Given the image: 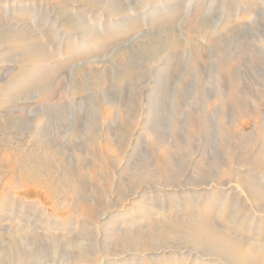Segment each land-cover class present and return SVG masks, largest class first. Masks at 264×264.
Here are the masks:
<instances>
[{
    "label": "rangeland",
    "instance_id": "1",
    "mask_svg": "<svg viewBox=\"0 0 264 264\" xmlns=\"http://www.w3.org/2000/svg\"><path fill=\"white\" fill-rule=\"evenodd\" d=\"M117 1L119 7L122 8L121 12L123 11L124 14L119 13V15L115 14L116 12L113 13L112 11L109 12L108 10H104L103 12V10H101L99 7L97 8V6H95V3L92 4L90 0H0V23L2 26H6V28L0 27V31L2 32L0 33L2 35H8L6 34L7 32L11 34L13 33L16 34V36L19 35L20 38L23 36L22 40L25 39L23 41H27L26 43L29 45L24 47V42L21 44L9 43L10 41H5L2 43L4 39L2 42H0V253L2 250V254H0V256L3 257V259H7V257L10 256L12 251L11 249H14L11 248V246H13V241L11 238L13 237L22 240L25 239L27 241H33L37 248H40L41 244H43V246L48 244L49 247L51 246V242L57 240L59 242V246L56 245L53 248L49 247L48 249H41V253L39 255V258H43V260H53L55 258L54 261L56 263H59L61 258L67 257L69 252L74 251L75 246L69 245V242H72L75 245L78 244L77 246L82 250L80 252L81 256L83 258L86 256L85 260L87 262L92 260L93 255L96 254L100 249L99 252L101 251L103 254L111 255L110 257L105 256L108 259V263L106 264H224V261L222 262L221 259L215 258L212 254H210V251H202L203 253L200 254L196 252V250L190 249L193 248V243L192 241L190 242L189 238L184 239L183 237L176 236L174 234L173 236L166 235L163 237V235L157 234H161L162 229H166L171 232L173 231L174 233H176V231L183 232L188 229H193L191 227L196 228V226L201 225L199 223H197L198 225H194L195 221L201 222L203 220H206L208 221L207 223L212 224L211 226L213 227L214 231L221 230L226 233L228 232V234L239 240L241 239V241L250 244L252 243V245H256L257 248L262 247L264 245V243H262V239L264 240V213H259L253 209H250V204L248 201H246L245 196L239 193L241 190L237 191L235 189L234 193H228L225 188L223 189L221 187L214 186L205 188L181 187L182 190L176 187L168 188L170 191L168 189L167 191L165 189L163 191L162 187H156L147 190L144 194L145 196L143 195V199L147 200L146 202L148 206H150V208L148 207V212L142 209L136 201H133L136 204H133V202H131L132 205L126 204L125 208L112 209L113 205L107 203V195L105 192H101L98 197L93 196V192L98 187L100 181L103 182V188L104 185H107V182H105L107 177L103 176L100 181L92 182L91 179H88L85 175L81 177L80 173L77 172V177H79L88 186L86 193L89 195V197L82 198L83 201L89 204V202H93L95 199H102V205L100 208L98 207L99 209L97 216L99 217L101 214H104L110 209L115 211L114 214H112L114 217H112V225L114 226L108 228L111 230H106L102 227L95 226L96 220L94 219L86 220L83 218H78L76 212L72 211L73 209L70 207V194L65 197L66 202L63 200L62 196L58 197L56 200V197H54V199L52 198L51 192L46 191L48 194H50L48 195L45 190L31 185L29 186V189L26 190L27 192H19L18 198L11 195L10 189L14 186H17L18 181L15 179L16 176H20L21 178V174L26 170L24 166H20V164L17 165L16 161L19 160V162H21V160H25L23 158V154H25V150L29 148V143H31V145L33 144L32 147L35 146L34 140H32V135L36 133V127L34 128V126L37 125L39 120L38 118L41 114L44 115L47 113H55L54 109H49V107L45 105L47 104V98L53 95L55 92L61 93L64 109L60 110V115L65 120H63L64 122L60 120L61 123L64 124V127L62 128L63 133L61 135V142L64 147H67L70 134L74 129L77 128L75 123L76 121L79 122L80 119L82 120L84 125L80 128L83 129L85 134H87V129H84L85 127H90L91 125L97 123L98 119L96 118L97 116H95V112L93 110H95L99 104V99L96 100L98 97V90L96 88L104 84L103 69L108 70V73L106 72L107 82H110L109 86L112 89L110 90L113 100H116V102H114L115 113L113 117V122L115 121L113 127L116 128L113 130L112 127V137L116 139L115 143L119 145V138L115 136L118 134L121 127L123 129L126 127L125 124L127 123L126 121L123 122L121 116L122 110L126 113L131 112L130 99H133V93L136 88L135 86V88L132 87L133 83L129 88V78L132 73V71H130V67L134 68V73L139 74L143 69L145 70L147 65V68H150V64L153 65L152 61L151 63L149 62V64L146 63L148 58L145 56V46H147L149 43L148 41L155 43L157 40H163L164 42L168 40L170 42V38L176 40V47L174 48L176 58L175 67L177 68V71L171 78V81L169 82L170 84L168 85V108L166 109V115L164 117L165 129H169L168 126H170V122H173L175 104L176 100L178 99L177 87L181 83L180 81L183 80V77H187L185 89L187 88L186 91L190 95L186 96L182 94L183 96H181V101L185 100L186 97L190 98L192 95H194L192 93L195 89L194 87L196 86V74H194V71L191 69L190 65L193 63L190 56V44H193L196 46V48H199L200 52H204L206 64L205 84L206 86L208 85V96L211 97L212 104L215 108V114L213 113L210 117V124L213 125L215 131L211 141L209 155V159L211 161V172L224 162L223 154L219 152L218 142L216 141L215 134L217 130V123L220 119L221 104L219 99L215 97L217 92L215 90H217V86L213 84V80L210 78L213 73V60L216 56V52L218 51V43L225 41L226 38L222 39V36L229 31L227 35H232V38H230V44L228 45L227 49H233L239 39L244 38L248 43V47H251V50H249L253 51L252 54L254 56L256 55L255 57L260 62H262L260 55L254 52L253 47L250 44L252 41H254L253 34L255 33V24L258 21H261V23L264 21V0ZM160 1L162 2L160 3ZM252 6L254 8H252ZM98 9H100L101 12H98L100 11ZM128 12H132L133 14L130 13L132 15H129ZM99 13H101V15ZM134 13L136 15H134ZM105 17L108 18L106 19ZM122 25L124 26L122 27ZM9 26L16 27V29L11 31L9 30L11 29ZM17 27L19 30H17ZM191 28L195 29L193 30ZM262 28H264V25L256 26V32L262 31ZM26 30H28V33L33 37V41L30 42L27 34L25 35ZM190 35L194 39L191 40L192 37ZM87 36L89 38H87ZM97 40H99V42H103V45H100L99 43L95 44L98 42ZM31 44L35 45L32 47ZM170 45L172 44L170 43ZM25 48H28L29 50ZM121 53L125 54V57H123L125 60L119 58ZM128 58H130V60L132 58L133 60L130 61ZM120 60L121 63L119 62ZM189 60L191 61L190 64ZM124 63L127 64L123 66L122 64ZM119 64L121 65L119 66ZM128 64L130 66H128ZM135 64L137 67H135ZM117 65L122 69L117 67ZM47 66L51 67V69L55 71H59L60 79H47V70L45 69ZM251 66L254 70H259V74L262 76L264 71L263 67H258L253 63ZM152 67L154 68L152 71L153 75L156 70H159L160 64H154ZM188 69H190V71ZM188 71L191 72V75ZM120 72L121 74H119ZM85 77L87 78L85 79ZM92 81L95 82L93 83ZM159 84L160 82L157 83V86H159ZM188 86H191L192 88ZM93 91H96V95ZM126 91L128 92V96ZM136 100L139 101L138 96H136ZM258 104V106L255 104V107L257 106L256 108L259 109L260 115L264 117V109L260 103ZM77 113H80L81 115ZM82 113L84 114L83 116ZM88 113L94 114H90L88 121H86L84 118L88 115ZM75 115L80 118L78 119L77 116L75 118ZM115 116L117 117L115 118ZM129 117L131 118L132 115H129L128 119H130ZM223 118H225V122H227L226 125L227 127L230 126L229 129L231 130L233 127L232 125H234L232 124L233 122L230 121L231 118ZM194 119L196 120V124L201 120L194 117L191 121L192 123ZM39 121L42 123L45 122L41 118ZM185 121L188 120L185 119ZM245 121L246 122L243 126H238L239 131L237 132L243 137H249L252 139L253 135L257 134L254 121L249 118H246ZM52 123L53 120L50 119L46 125L48 127H52ZM119 123L121 124L119 125ZM53 127L56 128V124ZM167 129L165 130L166 137L169 141H171V131L170 129ZM121 131L123 132V130ZM64 134L66 139L63 137ZM66 134H68V136ZM150 141V137H146L141 150L142 156L148 158L149 160H151L148 151ZM85 142V138L80 139V144L83 146V148H85ZM35 157L39 158L38 156ZM177 157L178 156H176V160L180 163L175 166V169L179 172L185 168V165L181 163V160ZM72 161H74L73 158ZM12 167H14L15 178L10 176L9 170ZM235 167H237V165H235ZM129 172L133 173L132 169H129ZM262 172L264 173V171H259V169L255 170L254 168L253 171L249 173V176L251 174L250 177L256 180L260 186L264 187V174ZM24 173L27 174L26 172ZM36 175L39 176L40 179L50 180L48 177L53 174L49 173L48 175L46 172H39L36 173ZM254 176L259 178L256 179L257 177L254 178ZM89 183L91 184L92 189L90 188L91 186L89 187ZM219 188L220 191L218 193L217 190H219ZM185 189L186 191H184ZM98 190H101V187H98ZM222 192L225 194L221 196ZM216 194L220 195L219 197L217 196V199L220 202L216 201ZM64 195H66V193ZM87 199L90 201H86ZM241 199L244 202H241ZM38 201H40L42 205L39 206ZM217 203L220 204L218 205ZM67 209L69 210L68 212ZM54 213H57L56 216L58 218L54 217ZM145 213L150 215L147 216V219H143V216H146ZM69 214L71 215V218L66 219L69 217ZM166 214H172L173 216L171 218L169 217L167 222L162 221L163 216ZM124 215H126V217ZM255 216L259 219L255 218ZM174 217H179L177 222H175L176 218ZM131 218L135 222L132 223ZM180 220L181 222H179ZM148 221L149 223L147 224L146 222ZM18 227H24L28 233H23L21 230V233H17L19 231ZM153 227L154 229H152ZM156 229H158L157 233ZM29 230L34 231V235H31V231ZM150 230L153 232H150ZM123 231L125 232L126 236ZM114 234L116 236H114ZM152 234L153 236L151 237L150 235ZM121 235H124L126 238H124V236L121 238ZM134 235H137L138 240L136 242H138L137 245L139 244V248L135 251L129 252L125 245L127 246V243L131 238H135ZM224 236L225 240L220 239L221 242L227 243L232 241V237L228 235ZM142 240L143 242H141ZM60 242L62 243L60 244ZM24 244L25 243H23V246L26 250L28 244ZM240 245L241 244H239L238 247L236 246L238 252L242 255H247L248 248L243 244L241 245L242 247ZM104 246L107 248L106 250ZM108 247H110V250ZM3 254L5 255L3 256ZM254 258L255 261H253V264H264V253L261 252L260 254L256 252V256ZM0 262V264H3L1 260ZM4 262H6V260H4Z\"/></svg>",
    "mask_w": 264,
    "mask_h": 264
},
{
    "label": "bare ground",
    "instance_id": "2",
    "mask_svg": "<svg viewBox=\"0 0 264 264\" xmlns=\"http://www.w3.org/2000/svg\"><path fill=\"white\" fill-rule=\"evenodd\" d=\"M90 2L92 4L95 3L96 4L95 6H97V8L99 7L101 10H103V12L104 10H108L109 12L110 11H112L113 13L116 12L115 14H119V13L124 14L123 11L121 12L122 8L119 7L117 0H90ZM161 2L162 1H160V3ZM252 8L254 7L252 6ZM101 10L98 12H101ZM130 13L129 15L133 14V13L132 14ZM99 14L101 15V13ZM134 15L136 14L134 13ZM105 18L107 19L108 17H105ZM255 25L256 26L264 25V21H262V23L261 21H258ZM11 26H9L11 28L9 30L12 31L13 29L14 30L16 29V27H11ZM123 26L124 25H122V27ZM256 26L254 27L255 33L253 34L254 41H252L250 45L253 47L254 52L260 55V59L262 60V62H260L255 57L256 55L254 56L252 54L253 51H250L251 47L250 48L248 47V43L246 42L244 38L239 39V41L236 43L233 49L231 50L227 49L228 45L230 44V38H232V35H227L229 31L222 36L223 37L222 39L226 38L227 40L225 39V41H222L221 43H218L217 45L218 51L216 52V56L214 57V60H213V73L210 78H212L213 84L217 86V90H215L217 91L215 97L219 99V102L221 104L220 119L218 118L219 122L217 123V130L215 134H216V141L218 142L219 152L223 154L224 162L221 165L217 166L215 170H212L211 172L210 170L211 161L209 159L211 141L213 139V134L215 132L213 125L210 124V117L214 113L215 108H214V105L212 104L211 97L208 96L209 94V91L207 88L208 85L206 86L205 84V65L206 64H205L204 52L203 51L200 52V49L196 48V46H194L193 44H190L191 45L190 56H191V60L193 63H191V61L189 60V64L191 63L190 64L191 69L194 71V74H196V86L194 85L195 89L192 93L194 95H192L190 98L186 97V96H189L190 94L187 93L186 91L187 88L185 89L187 77L185 78L183 77V80L180 81L181 83L178 85V87L176 86L177 91H178V99H177L178 101L176 100L173 122H170L169 124L170 126H168L171 131V133L170 132L169 133L171 135L170 139L172 142L169 141L166 137L165 130L167 128L165 129L164 117L166 115V109L168 108L167 107V95L169 92L168 85L170 84L169 82L171 81V78L177 71V68L175 67L176 58H175V48H174L176 47V40L173 38H170V42L168 40H166V42H164L163 40L161 41L157 40L155 41V43H151V41H148L149 43L147 44V46H145L146 47L145 56L148 58L146 63L149 64V62L151 63L152 61L153 65L160 64L159 70H156L153 73V75H152V71L154 70V68L152 67L153 66L152 64H150L151 65L150 68H147L148 65L147 67H145V70L142 68L143 70L139 74L134 73V68L130 67V71H132V73L129 78L130 80L129 88L132 86V83H133L132 87L133 88L136 87V88L133 93L134 94L133 99L132 98L130 99L131 100V104H130L131 112L126 113L122 110L121 116H122L123 122L126 121L127 123L125 124L126 127L124 126L125 127L124 129L121 127V129H119L118 134L115 136L119 138V142H118L119 145L115 143L116 139L112 137L113 136L112 127L114 126V122H115V121L113 122V117L115 113L114 112V107H115L114 102H116V100L115 101L113 100V96L111 93L112 89L109 86L110 82L109 81L107 82V76H106L107 75L106 72L108 71L107 69H103L104 71L102 70L104 72V76L102 75L104 79V84L96 88L98 90L97 93L99 97V98L97 97L96 100L99 99V104L97 103L98 106L93 111L95 112V116H97L96 117L98 119L97 123L91 125L90 126L91 128L85 127L84 129H87V134H85L83 129L80 128V127H83L84 125L82 120L80 119L79 122L76 121L75 123H76L77 128L76 129L72 128L74 130L70 134L67 147H64V145H62V142H61L62 141L61 135L63 133L62 128L64 127V124L61 123V121H63L64 118L61 117L60 110L64 109L63 100H62L60 92H55L54 94L52 93L53 95L47 98V104L45 105L48 106L49 109H54L55 113L54 114L53 113L51 114L43 113L44 115L42 114H41L42 116L40 115L38 119L40 120L41 118L45 122L42 123L41 121L38 120L37 125L34 126V128L36 127V133L32 135V138H33L32 140H34L35 146L32 147L33 144L31 145V143H29L30 144L29 148L25 150L27 153L25 152V154H23V158L25 160H21V162H19V160L16 161L17 165L20 164V166H24L26 169L21 174V178L23 180L20 178V176H16V178L14 177V167H12L9 170L10 176L15 178L18 181L17 186H14L10 189L11 195L18 198L19 192H27L26 190H28L29 186L31 185L37 186L38 188L45 190V192L46 191L51 192L52 198L54 199V197H56V200L58 197L62 196L63 200L66 202L65 197H67V195L70 194L71 198H70L69 204L71 206L70 205L69 206L73 209L72 211L76 212L77 217L83 218L86 220L94 219L96 220L95 226L102 227L106 230L109 227L114 226L112 225L113 224L112 214H114L115 212V211H112V209L114 208H120V209L125 208L126 204L132 205L131 202L136 201L137 204H139L142 209L148 212L150 206H148L146 202L147 200L143 199L144 198L143 195L146 193L147 190H150L156 187H159V188L162 187L163 191L164 189L167 191L168 188H176V187L181 189V187L182 188H189V187L205 188V187H214V186L221 187L223 189L225 188V190H227L228 193H234L235 189L237 191L241 190L239 191V193L245 196L246 201H248V203L250 204L249 205L250 209H253L259 213H264V187L260 186L256 180L252 179L250 177L251 174L249 176V173H251L254 168L255 170L259 169V171H264V117L260 115L259 109L256 108L259 105L258 103H260L264 109V71H263L262 76H260L259 70L256 69L257 70L256 71L251 66L253 63L258 67L259 66L263 67L264 69V28H262V31L256 32ZM0 27L6 28V26L5 25L2 26L1 23H0ZM18 27H17V30H19ZM82 28H85V27H82ZM1 33H0V42H2L4 39L2 43H4L5 41L6 42L10 41L9 43H18V44H21L22 42H24L23 43V45L25 44L24 47L29 46L28 43H26L27 41H23L25 39L22 40L23 36L22 38H20L19 35L16 36V34H13V33L11 34L7 32L6 34H8L9 36L4 35V34L2 35ZM26 34L29 38V41L30 42L33 41V37L28 33V30H26L25 35ZM87 38L89 37L87 36ZM6 39H10V40H6ZM192 39L194 38L192 37L191 40ZM97 41L98 42L96 43L94 42V43L95 44L99 43L100 45H103V42L101 41L99 42V40ZM85 42H88V41H85ZM170 43L172 45H170ZM192 45H193V48H192ZM25 49H28V48H25ZM123 57H125V54L121 53L119 58L124 59ZM128 59L130 60V58ZM131 60L133 59L131 58ZM119 62L121 63V60ZM126 64L127 63H124L122 65L124 66ZM129 64L128 66H130ZM120 65L121 64H119V66ZM119 66L117 65V67ZM135 67H137L136 64H135ZM45 69L47 70V75H46L47 77L45 76L47 79L49 80L53 78L60 79L59 71H55L51 69V67L49 66H47ZM188 70L190 71V69ZM121 72L119 74H121ZM190 73L191 72H189V74ZM86 78L87 77H85V79ZM123 81H124V78H123ZM158 82H160L159 86H157ZM188 87H191V86H188ZM94 93L96 95V91ZM182 94L186 95L185 96L186 98L183 101H181V98H182L181 96H183ZM127 96H128V92H127ZM136 96L139 97V101L136 100ZM255 104L257 105L256 107H255ZM80 113H77V114L81 115ZM90 114L88 113V115L85 116L84 119L86 121H88ZM83 115L84 114L82 113V116ZM127 115L128 116L132 115V117L131 118L129 117L130 119H128ZM76 116L77 115H75V118ZM116 117L117 116H115V118ZM183 117L188 121H185ZM194 117L198 118L199 120L201 119L202 121L198 120L199 123L196 124L195 123L196 120L194 119L193 121L194 124H193L191 121ZM223 117L231 118L230 121H232L233 122L232 124H234L232 125L233 127L231 130L229 129L230 126L227 127L226 125L227 122H225V118ZM79 118L80 117H78V119ZM246 118L252 119L254 121L255 128L257 129L256 131L257 134L255 133L256 135H253L252 139H250L249 137H243L239 135V133L237 132L239 131L238 126L240 127L243 126L246 122L245 121ZM50 119L53 120V123L51 124L52 127H48L46 125ZM55 124H56V128L53 127ZM120 124L121 123H119V125ZM114 128L116 127H113V130ZM121 130H123V132ZM66 135L68 136V134ZM63 137H65V134ZM146 137H150L151 139L149 147H148L151 160L143 157L141 154L142 145ZM82 138H85V141H86L85 148H83V146L80 144V139ZM35 156H38L39 158ZM176 156H178L177 158H179L181 160V163L185 165V168L180 170L179 172L175 169L176 168L175 166L180 163V162H177ZM72 158L74 159V161H72ZM72 164L75 166H73ZM235 165H237V167H235ZM129 169H132L133 173L129 172ZM24 172H26L27 174H25ZM39 172H46L48 175L49 173H52L53 175L48 177V179L50 180L40 179V177L36 175V173H39ZM77 172L80 173L81 177L85 175L88 179H91L92 182L100 181L103 178V176L107 177L105 179V182H107V185L106 186L104 185V188H103V182L100 181V183L98 184V187H101V190H98V187H97L95 191L93 192L94 194L93 193L92 194L94 197H98L101 194V192L102 193L105 192V194L107 195V203L113 205L112 209L105 212L104 214H101L99 217L97 216L98 209L102 205V199L98 198L97 200L95 199L93 202H89V204L91 205L83 201L82 198L89 197V195H87L86 193L88 186L79 177H77L76 175ZM256 177L254 176V178ZM258 178L259 177H257L256 179ZM90 186L91 184L89 183V187ZM90 188L92 189V186ZM184 191H186V189ZM217 191L219 193L220 188ZM65 193L66 195H64ZM224 194L225 193L222 192L221 196ZM217 196L219 197L220 195L216 194V199H217ZM205 199H208V198H205ZM88 200L89 199H87L86 201ZM216 201H218V199ZM241 202H244V201L242 200ZM38 204L39 206L42 205L40 201H38ZM133 204H136V203L133 202ZM217 204L219 205L220 203H217ZM68 211L69 210L67 209V212ZM56 214L57 213H54V217H57ZM145 215L146 216H143V219H147V216H150L148 213H145ZM70 216L71 215L69 214V217H67L66 219L68 218L70 219L71 218ZM124 216L126 217V215ZM169 217L170 218L173 217L172 214L171 215L166 214L165 216H163L162 221L167 222L169 220ZM178 218L175 219L176 220L175 222H177ZM255 218L259 219L256 216ZM131 221L132 223L135 222L132 220V218H131ZM179 222H181V220ZM207 222L208 221L206 220H203L201 222L195 221L194 225L197 223L201 225L196 226V228L191 227L193 229H188L183 232L176 231V233H174L173 231L171 232L169 230L162 229L161 234H160V233H157L158 229H156V233L158 235H163V237L166 235L173 236L174 234L176 236H181L184 239L189 238L190 242L192 241L193 243V248H190V249L196 250V252L200 254L203 253L202 251H210V254H212L215 258L221 259L222 262L224 261L226 264L227 263L228 264H253V261H255L254 257L256 256V252L260 254L261 252L264 253V247H263L264 245L260 248H257L256 245H252V243L250 244V243L241 241V239L239 240L231 236L230 234H228V232L226 233L221 230L214 231L213 227L211 226L212 224L207 223ZM17 223H20V222H17ZM146 223L148 224L149 221ZM164 228H167V227H164ZM152 229H154V227ZM18 230L19 231L17 233H21V232L28 233V231L25 230L24 227H18ZM108 230H111V229H108ZM29 231H31V235H34L33 234L35 233L34 231L32 230H29ZM151 231L152 230H150V232ZM109 232H113V231H109ZM123 233L125 234L124 231ZM224 235H228L232 237L231 239L232 241L231 242L226 241L227 243L221 242L220 239L225 240ZM114 236L116 235L114 234ZM123 236L121 238H123ZM125 236L124 238H126ZM150 236L152 237L153 234ZM134 237L135 238H131L128 241V243L126 240L127 246L125 245V247L129 250V252L135 251L139 248V244L137 245L138 242H136L138 240L137 235H134ZM11 240L13 241V244H12L13 246H11V248H14V249L9 248L12 251H11L10 256L7 257V259L5 258L3 259V257L0 256V260L2 261L3 264H11V262L12 264H80V263L106 264L108 263V259L105 256H109V257L111 256L109 254H103L101 253V251L99 252L100 250L99 249L98 252L93 255L92 260L88 259L89 261L87 262L85 260L86 256L85 258L81 256L80 252L82 250L77 246L78 244L75 245L72 242H69L70 246L71 245L75 246L74 251L69 252V254H67L68 255L67 257L61 258V261L59 263H56L54 261L55 258L53 260L52 259L43 260V258L42 259L39 258V255L41 253V249L44 250V249H48L49 247L53 248L56 245L59 246V242L57 240H54L53 242H51V246L49 247H48V244L47 245L45 244V246L41 244L40 248H37V246L34 245L33 241H27L25 239L22 240V239L13 238V237L11 238ZM262 241H263L262 243H264L263 239ZM141 242H143V240ZM23 243H25L24 245L28 244L26 250L23 246ZM61 243L62 242H60V244ZM239 244L241 245L243 244L248 248L247 255H242L238 252V249L236 248V246L238 247ZM109 248L110 247H108V249ZM106 249L107 248H105V250ZM0 254H2V250ZM4 255L5 254H3V256ZM4 260H6V262H4ZM7 262H10V263H7Z\"/></svg>",
    "mask_w": 264,
    "mask_h": 264
}]
</instances>
